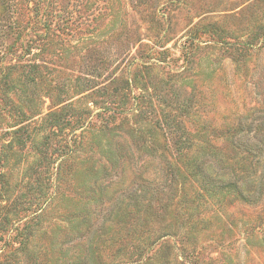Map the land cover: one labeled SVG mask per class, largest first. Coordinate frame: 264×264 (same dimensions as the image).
Masks as SVG:
<instances>
[{
  "label": "rangeland",
  "instance_id": "rangeland-1",
  "mask_svg": "<svg viewBox=\"0 0 264 264\" xmlns=\"http://www.w3.org/2000/svg\"><path fill=\"white\" fill-rule=\"evenodd\" d=\"M263 122L264 0H0V264H31L25 234L58 225L47 207L73 196L89 131L131 142L127 130L165 124L186 140L173 160L187 181L141 228L151 259L137 264H264L262 166L256 196L212 194L184 168L204 149L240 175L228 127ZM116 249L107 264L128 261Z\"/></svg>",
  "mask_w": 264,
  "mask_h": 264
},
{
  "label": "trees",
  "instance_id": "trees-1",
  "mask_svg": "<svg viewBox=\"0 0 264 264\" xmlns=\"http://www.w3.org/2000/svg\"><path fill=\"white\" fill-rule=\"evenodd\" d=\"M69 114L66 108L54 112L50 121L56 123V127H64L62 124ZM147 126L127 130L131 142L122 140L119 131L107 127L88 132L92 155L78 162L72 178L73 196L51 198L47 207L50 218H60L58 225L51 229L49 237L46 231H37V227L28 230L27 237L25 234V248L32 244L31 264H41V261L44 264H107L105 252L114 248L119 256L128 260L125 264L151 259L145 256L147 231L141 228L172 204L176 197L172 183L184 188L187 175L173 158L181 153L186 140L180 139L181 136L166 124L165 127ZM227 133L236 165L242 171L240 175L218 171L222 157L213 152L208 154L204 149L187 159L184 168L188 174L192 170L206 182L212 194L225 189L226 184L240 196L250 192L256 196L261 192L257 190L263 177L256 182L254 172L260 166L264 171V122L255 131L237 123L229 126ZM131 145L135 146V151ZM74 146L66 153H71V160L77 155L72 151ZM240 182H244L242 186ZM214 183L224 186L215 189ZM43 206L39 209L42 212L39 218L48 211ZM127 241L128 246H125ZM134 247L138 258L132 251ZM111 262L116 264L117 260Z\"/></svg>",
  "mask_w": 264,
  "mask_h": 264
}]
</instances>
